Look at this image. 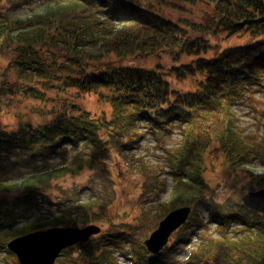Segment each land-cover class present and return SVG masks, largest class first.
Returning a JSON list of instances; mask_svg holds the SVG:
<instances>
[{
    "label": "trees",
    "instance_id": "1",
    "mask_svg": "<svg viewBox=\"0 0 264 264\" xmlns=\"http://www.w3.org/2000/svg\"><path fill=\"white\" fill-rule=\"evenodd\" d=\"M198 2L213 5L211 24L185 27L160 10ZM43 5L42 12L27 20L7 15L0 22V39L15 40L31 52L18 61L28 71L24 78L36 77L37 85H28L25 91L52 103L45 122L22 120L15 130L0 133V264H19L7 249L16 237L52 227L108 222L105 210L116 194L111 178L102 192L91 185L67 191L53 184L100 166L109 180L107 161L136 146L143 138L141 129L160 144L174 123L182 127L183 138L180 146L165 153L173 179L166 208L190 205L193 211L170 245L151 255L141 239L133 238L131 225L111 224L87 243L63 251L56 264H119L121 256L129 264H264V216L238 201L216 202L201 174L204 151L213 149V141L234 172H250L248 165L259 156L241 137L233 115L235 106L264 92V40L228 47L211 57L202 54L211 48L210 35L264 34V0H52ZM88 9L93 15L83 12ZM171 49L196 55L173 71L179 79L202 76L196 80L197 91L172 90L159 70L108 61L112 55L124 59ZM4 81L0 79L1 92L9 90ZM38 85L74 100L55 104ZM90 93L110 104L109 114L93 115L75 103V98ZM194 129L207 134L205 143H199ZM147 167L151 170L145 166L138 170L144 194L158 197L165 191V181ZM256 180L264 187V175ZM86 188L90 196L82 201L80 193ZM52 189L58 194L53 196ZM139 207L144 217L145 206ZM202 207L207 221L200 215ZM211 223L218 237L209 236L202 243L200 232ZM193 237L200 243L177 263V252ZM129 239L131 248L126 246Z\"/></svg>",
    "mask_w": 264,
    "mask_h": 264
},
{
    "label": "rangeland",
    "instance_id": "2",
    "mask_svg": "<svg viewBox=\"0 0 264 264\" xmlns=\"http://www.w3.org/2000/svg\"><path fill=\"white\" fill-rule=\"evenodd\" d=\"M46 1L52 0H0V22L4 21V17L7 15L13 20H27L33 14L42 12L43 4ZM213 8V5L198 2L196 4H180V8L178 6L176 8L160 7V10L167 18L183 22L185 27H191L194 24L190 23L199 25L211 24ZM83 12L93 15L89 9ZM208 38L211 42V48L202 55L211 57L228 47L264 40V34L258 36H252L249 33L230 35L227 32H223L216 36L210 35ZM25 49L26 47L23 44L17 43L15 40L0 39V79H4L9 88L7 91H0V133L15 130L22 120L43 123L49 119L45 113L52 103H45L34 98V93L29 91V89L26 90L29 95L25 91L24 87L37 85L36 77L31 75L29 76L31 78L23 77V75H27L28 71L18 63L26 53L28 56L31 55V52ZM195 58L196 55L189 56L171 49L162 50L148 56L138 55L134 57L131 55L124 59H120L117 55H112L108 58V61H116L121 66L159 70L170 84L172 90L184 93L197 91L199 85L196 80L202 79V76L196 78L188 76L179 79L173 69L183 64L191 63ZM8 72L9 74H7L6 78H3V75ZM255 79L258 80V78ZM38 87L55 104L62 100H74L67 95L60 96L56 89L47 91L42 86L38 85ZM75 99L77 100L75 103H79L84 110L90 111L93 115H100L103 111L109 114L111 111L110 104L99 101V97L95 93ZM234 111L233 118L235 125L238 127V132L241 133V137H244L248 145L254 146V150H257L254 153H258L259 156L248 165L250 172H234L226 164L224 154L218 149L216 141L212 142L214 145L213 149L211 147L205 149V169L201 174L214 190L213 198L218 203H225L227 200L241 202V198L248 192L264 188L256 180V177L264 175V92H255L253 100H247L244 105L235 106ZM215 113L217 114L218 112L216 111ZM143 125L145 126V124ZM140 131L143 138L137 143L138 145L136 144L130 150H124L122 154H113L112 158L107 161L106 167L110 170L109 180L106 179L103 167L100 166L95 171L84 169L77 175H70L59 182H55L53 188L75 191L83 186L91 185L96 191L102 192L103 187L110 185L111 178L116 194L113 197L110 208L105 210V218L108 222L104 221V223L94 224L102 228L111 224L114 225V228L125 224L131 225L133 227L131 231L133 238L144 241L157 228L159 219L164 217V215L160 216V213L169 210L166 207L170 206V204L165 201L169 200L173 179L171 175L172 169L170 170V166L165 159V153L173 151L182 144L183 133H181L182 127L174 123L171 127V133L166 134L163 143L159 144L158 140L149 134L146 128ZM196 131H198L200 137L199 143H205L207 134L202 129L193 130L194 133ZM124 155H126V158ZM140 162L142 163L140 164ZM147 164L153 168V171L161 180L165 181V191L158 197L148 198L144 194L142 177L138 170H141L142 166H145L148 171L151 170L147 167ZM56 189L51 191L53 196L55 193L58 194ZM90 192L88 188L81 190V200L86 201L90 196ZM139 203L145 206L146 215L144 217L141 216ZM200 215L204 218V221H207L208 217L203 207L200 209ZM214 228V223H211L207 231L206 228L201 230L200 233L203 235L202 243L206 242L209 236H212V238L218 237V233L215 232ZM173 238L170 239L171 242L174 240ZM131 241L132 239H129V242L126 243L127 248H131ZM197 243L200 242L196 237H193L189 244L185 245L186 247L183 246L184 250L177 252V259L179 260H177V263L182 262L186 258L188 251ZM75 252L73 253L74 255L79 254V250ZM219 253L220 251H217V254ZM66 259L67 256H64L62 261ZM118 260L119 264H129V261L122 256Z\"/></svg>",
    "mask_w": 264,
    "mask_h": 264
},
{
    "label": "water",
    "instance_id": "3",
    "mask_svg": "<svg viewBox=\"0 0 264 264\" xmlns=\"http://www.w3.org/2000/svg\"><path fill=\"white\" fill-rule=\"evenodd\" d=\"M242 200L247 207L264 214V189L249 192ZM190 213V207H182L168 214L145 241L149 252H160L168 243L171 234L187 221ZM100 231L94 225L84 228H50L15 238L8 243V249L17 255L20 264H55L63 250L87 242Z\"/></svg>",
    "mask_w": 264,
    "mask_h": 264
}]
</instances>
